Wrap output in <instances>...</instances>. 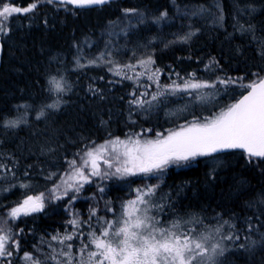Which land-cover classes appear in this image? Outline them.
I'll use <instances>...</instances> for the list:
<instances>
[{
    "label": "trees",
    "instance_id": "16d2710c",
    "mask_svg": "<svg viewBox=\"0 0 264 264\" xmlns=\"http://www.w3.org/2000/svg\"><path fill=\"white\" fill-rule=\"evenodd\" d=\"M5 3L21 7L36 3L37 7L11 16L6 34L2 32L0 165L6 167L0 172L6 173L4 179L12 180L11 184L39 182L31 188L32 195L43 194L45 199L43 211L21 215L11 224L12 218H7L15 245L9 246L12 256L4 264H50L49 247L69 251L68 244L72 256L78 258L82 245L75 237L82 236L87 243L91 231L98 235L105 221L118 218L123 202L134 196L132 187L146 190L149 186L155 189L151 204L156 206L160 222L200 220V224L184 226L211 232L214 240H220L224 251L214 257L215 264H264V160L250 162L242 152L221 151L172 166L156 176L108 182L103 193L97 194L107 209L102 201L92 202L88 197L100 189L96 184L80 193L76 202L54 201L43 190L50 173L73 171L69 161L76 160L79 166L81 155L93 144L129 133L150 131L155 136L194 121L203 123L238 102L249 90L242 85L264 78V0H115L89 10L48 0H0V8ZM195 5L215 14L191 19L176 9L183 12ZM131 9L139 10L142 17L126 41L137 52L145 51L154 58L157 78L148 83L121 80L105 66L77 67L83 41L94 42L90 51L96 54L104 42L102 30ZM190 32L195 35L191 37ZM122 52L127 60L129 52ZM53 78L63 80L65 91L55 90ZM221 80L235 83L220 84ZM185 81L216 86L171 91L173 83L183 85ZM138 99L144 101L143 106L132 103ZM54 101L56 108L49 107L47 113L33 116L24 126L5 127L7 119L19 114L20 106L31 107L34 115ZM27 195L13 190L1 199L0 210L6 212ZM75 215L80 219L78 228L70 223ZM228 234L233 240L220 239ZM65 235H74V239L60 243ZM25 254L32 261L27 262Z\"/></svg>",
    "mask_w": 264,
    "mask_h": 264
},
{
    "label": "snow or ice",
    "instance_id": "6c2138e0",
    "mask_svg": "<svg viewBox=\"0 0 264 264\" xmlns=\"http://www.w3.org/2000/svg\"><path fill=\"white\" fill-rule=\"evenodd\" d=\"M52 2L53 0H48V3ZM107 2L108 0H60L62 4L75 7L103 5ZM36 7V3L26 7L3 4L0 8V32L6 34L7 21L11 16L33 12ZM163 15L166 16L167 13ZM182 39L186 41L187 37ZM91 63L94 64L95 61ZM152 63L154 61L151 58L140 61L141 66ZM125 67L132 69L134 65L129 64ZM157 73L158 70L153 75ZM114 74L121 75L122 70L117 69ZM128 78L131 79V77ZM51 83L57 92L65 91L63 84L55 78ZM219 83H235V81L221 80ZM215 86V84L185 81L183 85L173 83L171 91L188 92L190 89L215 88ZM242 86L249 89L242 99L203 123L194 121L166 136L158 133V138L155 140L141 141L139 138H129L121 141L117 139L87 150L81 156L79 166L76 160L69 161L73 171L71 174L66 173L67 179L62 181L65 194L69 189L79 192L84 183L91 182V176H100L101 162L107 166L108 170L114 169L112 172L104 171V176L124 177L152 174L162 170L169 163L188 161L197 156H209L226 150L240 149L247 154L250 162L253 158L264 160V78ZM132 95L135 96L136 93L133 92ZM159 95L164 93L161 92ZM156 99L157 96L153 95L152 100ZM132 103L143 106L144 101L138 99ZM49 107L56 108L57 105L52 104ZM17 125L18 121H8L6 124L8 127ZM109 145H111V153H115L110 159L105 158L106 154L110 155ZM117 145L120 146L119 149ZM4 167L6 166L0 165V169ZM85 169H88L87 174ZM60 186L56 185V188L51 191L55 193ZM100 190L103 191V189ZM154 192L155 189L151 186L146 190L137 189L136 198L123 206L124 211L121 216L113 221H105L99 235L94 230L91 231L87 243H84L82 236L75 237L81 240L82 245L77 264H215L214 257L218 254L222 255L224 251L220 240H214L211 232H197L195 227L185 228L184 226L200 224L202 223L200 220L182 222L177 219L168 225H162L157 217L150 215L154 205L146 199L154 195ZM59 198L60 196L57 195L56 199ZM44 199L43 194L29 195L18 206L13 207L8 215L12 219H18L21 215L26 216L42 211ZM92 215L95 213L93 212ZM70 223L77 228L80 226L77 219L71 220ZM0 233H2L0 234V258L10 257L13 249L9 248V243L15 245V241L11 240L10 235L3 228H0ZM219 233L220 229H215L217 236ZM73 239L74 235H65L59 242L64 243L65 240ZM220 239L233 240V235L228 234ZM235 239H239V236ZM67 248L69 252L62 251L60 254L66 257L65 264H73L74 257L70 251L72 245L68 244ZM85 253H87L86 260ZM52 259L56 258L52 257ZM25 260H32V257L25 254ZM33 264H39V262L33 261ZM56 264H60V261L57 260Z\"/></svg>",
    "mask_w": 264,
    "mask_h": 264
},
{
    "label": "rangeland",
    "instance_id": "374dc122",
    "mask_svg": "<svg viewBox=\"0 0 264 264\" xmlns=\"http://www.w3.org/2000/svg\"><path fill=\"white\" fill-rule=\"evenodd\" d=\"M8 4H10L12 6H19V5H16L14 3H8ZM19 7H21V6H19ZM204 8L205 7H200V6H196L195 5L193 7H185L184 8L185 11H183V12H181V9L179 7H177L176 9H177L178 13H180L183 16H189L190 15L189 17L191 19L198 18V17L200 18V17H203V16H205L207 14H212V13L215 14V12L213 10H211V9H209V10L206 9L205 10ZM218 8H219V6H218ZM219 9H221V7ZM14 15H16V14H14ZM141 17H142V13L139 10L131 9V10H125L123 12L122 17H120L118 19H115L114 21L109 22L107 27L104 30H102V32H101V37L104 38V42H103V45L99 47V51L96 54H94L92 51H90V49L93 47V45L95 43L94 42L89 43L87 41V39H85L83 41V44L79 47L77 58L75 60L76 66L81 68V69H83L85 67H102V66H105L113 74H114V72L117 69H121L122 70V74L121 75H116L121 80H129V81L130 80L131 81L143 80V81H145V83H148V82H151V81L155 80V78H157L156 75H153V73L157 72V69L155 68V64L152 63V64L145 65V66H141L140 65V61L141 60H147L148 58H151V60L154 61V58L151 55H147L145 51L141 52V53L137 52L135 50L136 46L133 45L132 43L130 44L129 42L126 41V37L130 33H134L136 31L134 29L137 28V23H138L139 20H141ZM167 17H168V15H166V16L163 15V18L166 19ZM8 21H7V23H8ZM195 33H197V32L195 31ZM189 35L192 37L195 34H193V32H190ZM122 40L125 41V44L121 43ZM122 50L129 52L130 56H129V58L127 60H126ZM114 51H116L117 53L114 52ZM119 51H120V53H119ZM121 57H123V59H121ZM92 61H95V63L94 64L91 63ZM129 64L134 65V67L132 69H129V68L125 67L126 65H129ZM128 77H131V79H129ZM149 77H152V78L149 79ZM60 82L64 85L63 80H60ZM52 104H56V101L49 102L46 106L43 105L44 107H41V108L37 109V112L35 111L34 115L31 112V107L25 106V105L20 106L19 107L20 108L19 114L17 116L13 117V118L7 119L4 122L5 123L4 125H5L6 128H10V127L6 126L8 121H18L17 127H21L22 125H25L27 122H30V119L33 118V116L40 117L41 113H43V114L47 113L46 111L49 108V105H52ZM186 126L187 125H183V126H180V127L176 128L174 130H171V131H168V132H163L161 134L166 136L168 133L173 132V131H178L181 127H186ZM129 138H132V139L139 138L141 141H144V140H155L158 137H157V134L155 136L151 135L150 131H147V133H145V132L129 133V134H127L124 137H112V138H109V139H107V140H105V141H103L101 143L93 144V146L91 145L90 146L91 148L89 147L87 150L93 149V148H95L97 146H100V145L108 144V142H110V141H114V140H117V139H119L121 141H126ZM117 148L119 149L120 146L117 145ZM87 150H85L84 153ZM109 153H110V155L106 154L105 158H109L110 159L111 155H115V153H111V145H109ZM81 156H83V154ZM209 156H211V155H209ZM198 157H204V156H197V157H195L193 159H196ZM193 159H190V160H193ZM190 160H188V161H190ZM188 161H181V162H178V163H176V162L169 163L168 165L164 166V168L162 170H160L158 172H153L152 174H148V175L138 174V175H135V176H124V177H121L119 175L104 176V171L107 170L109 172H112V171H114V169L108 170L107 166L104 165L101 162V165H100V167H101V175L100 176H91L90 177L91 182L90 183H84L83 187L80 188L79 192H76L73 189H69L67 194H65V192H64V187L65 186L62 184V181L64 179H67L66 173L67 174H71L72 171L71 172L65 171V172H61V173L54 171V172L49 174L50 177H51V178H49L50 182L46 183V186H45V188L43 190H47V192L52 194L54 201H60V200H63V199H69L70 202L71 201L72 202H76L78 200V198H79L78 196H81L80 193H83L84 190L88 191V189H89L88 187H91L92 185L96 184L97 186L100 187V189H103L104 188V184H108V182H115V181L125 182V181H129V180H134V179L137 180L140 177H152V176L159 175L161 172H163L164 170H166V169H168V168H170L172 166L182 165V164L187 163ZM79 164H81V160H80ZM85 172L87 174L88 169H85ZM5 174H6L5 172H0V201H1V199H3L5 196L9 195L15 189H20L25 194H28L27 196H29V195L37 196L35 194L32 195V191L34 189H31V188L34 187V184L36 185L39 182L32 183V181H29V182H20L19 181L20 183L16 182L14 184H11L12 180H10V179L5 180L4 179ZM43 176L45 177V174ZM56 185H61V186L56 189L55 193H53L51 190L53 188H56ZM100 189L94 191L93 194H88V197H92L93 198L92 202H96V203L99 202L100 203V201H102L103 205L107 209L108 208L107 204L102 199H99L98 196H97L98 193H103V191H101ZM137 189H139V188L132 187L131 190L134 191V196H131L130 199L125 200L123 202V206L126 205L128 201L134 200L136 198V195H137L136 190ZM29 191H30V193H29ZM54 194H55V197H54ZM57 195L60 196L59 199H56ZM88 197H86V198H88ZM146 199L150 200L151 203L153 201L151 197H146ZM22 200L23 199H21V201ZM21 201L16 202L15 204H12L11 206L7 207V211L6 212H3V211L0 210V228H3L5 230V232L10 235V238H11L12 241H13V238H14V234H13L12 229L9 227L8 219L10 220V218H9L8 213L11 211V209L13 207H16L17 205H19V203ZM43 209H44V207H43ZM123 211H124V208L122 207V212ZM39 212H41V211H39ZM122 212H121V214H122ZM121 214L119 213V215H117L118 218L121 216ZM150 215L155 216V217L158 216L156 214V206L155 205H154V207L151 208ZM78 216L79 215H75L74 217H72V219L80 220L79 218H77ZM113 218L114 219H112L111 221L116 220L115 217H113ZM157 218L160 220V217H157ZM12 220L13 219L10 220V224H11ZM172 221H174V220L166 221L164 223L160 222V223L162 225H168ZM0 234H2V233H0ZM10 245H11V243H9V246ZM16 247H17V245H16ZM48 251L50 252L51 258L52 257L56 258L55 260L51 259L50 260V262H51L50 264H56L57 260L60 261V264H65L66 257L61 255L60 253L62 251L64 253H67L69 251H67L65 249H62V246L60 248H58L57 246H52V247L50 246ZM10 257L0 258V264H4V260L5 259H10ZM78 258H74L73 259V264H77V259ZM84 259L85 260L87 259V255H84ZM29 261H32V260H27V262H29Z\"/></svg>",
    "mask_w": 264,
    "mask_h": 264
},
{
    "label": "water",
    "instance_id": "95a60500",
    "mask_svg": "<svg viewBox=\"0 0 264 264\" xmlns=\"http://www.w3.org/2000/svg\"><path fill=\"white\" fill-rule=\"evenodd\" d=\"M112 2H114V0H108V2L105 3V4H103V5H92V6H87V7H75L74 5L62 4V3H60V0H53L52 3L58 4V5H66V6L72 7V8H74V9H76V10H89V9H96V8H102V7H105V6H107L108 4H111ZM4 51H5V45H4L3 34H2V32H0V69L2 68V65H3ZM248 91H249V90H248ZM248 91H247V92H248ZM247 92H246L244 95H246ZM244 95H243V96H244ZM243 96H242L240 99H242ZM240 99H239V100H240ZM239 100H238V101H239ZM226 151H235V152H242V153H244V152H243L242 150H240V149L226 150ZM223 152H225V151H223ZM244 154H246V153H244ZM246 155H247V154H246ZM42 211H43V210H42Z\"/></svg>",
    "mask_w": 264,
    "mask_h": 264
},
{
    "label": "bare ground",
    "instance_id": "6f19581e",
    "mask_svg": "<svg viewBox=\"0 0 264 264\" xmlns=\"http://www.w3.org/2000/svg\"><path fill=\"white\" fill-rule=\"evenodd\" d=\"M165 118H166V117H165ZM4 124H5V123H4ZM28 125H29V123H28ZM23 126H24V125H23ZM31 126H32V125H31ZM29 129H30V128H29ZM42 130H43V129H42ZM38 132L41 133L40 130H39ZM44 134H45V133H44ZM33 135H34V134H33ZM33 135H32V136H33ZM36 136H37V135H36ZM40 136H41V135H40ZM46 136H48V135L46 134ZM27 137H28V136H27ZM29 137H30V136H29ZM32 138H33V137H32ZM35 138H36V137H35ZM36 139H37V138H36ZM40 139H41V138H40ZM25 141H27V140H25ZM38 142H39V141H38ZM26 143H27V142H26ZM34 143H35V142H34ZM22 144H23V143H22ZM36 144H37V143H36ZM66 146H67V145H66ZM49 147H50V146H49ZM64 147H65V146H64ZM67 147H69V146H67ZM24 150H25V148H24ZM10 151L13 152L12 150H10ZM54 151H55V150H54ZM37 152H38V151H37ZM62 152H63V151H62ZM1 153H2V152H1ZM22 153H23V152H22ZM54 153H55V152H54ZM57 154H58V153L56 152V155H57ZM61 154H62V153H61ZM61 154H60V155H61ZM4 155H5V153H4ZM4 155H3V156H4ZM16 155H17V154H16ZM24 155H25V154H24ZM39 155H40V154H39ZM52 155H53V154H52ZM19 156H20V155H19ZM22 156H23V155H22ZM26 156H27V155H26ZM58 156H59V154H58ZM4 157H5V156H4ZM53 157H54V156H53ZM57 158H59V157H57ZM6 159H7V157H6ZM26 159H27V158H26ZM29 159H30V158H29ZM47 159H49L48 156H47ZM50 159H51V158H50ZM32 160H33V159H32ZM51 160L55 161L54 159H51ZM58 161H59V160H58ZM55 162H56V161H55ZM14 167H15V166H14ZM18 167H19V166H18ZM18 191H19V190H18ZM19 194H20V192H19ZM10 196H11V195H10ZM16 196H17V195H16ZM12 200H13V199H12ZM10 201H11V199H10ZM10 201H8V202H10ZM3 202L5 203V201H3ZM1 203H2V202H1ZM1 203H0V204H1ZM4 203H3V204H4ZM0 207H1V206H0Z\"/></svg>",
    "mask_w": 264,
    "mask_h": 264
}]
</instances>
